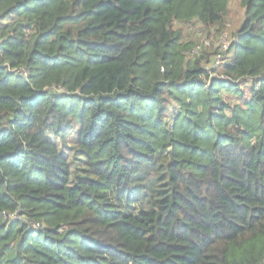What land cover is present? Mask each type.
Segmentation results:
<instances>
[{"label": "trees", "instance_id": "trees-1", "mask_svg": "<svg viewBox=\"0 0 264 264\" xmlns=\"http://www.w3.org/2000/svg\"><path fill=\"white\" fill-rule=\"evenodd\" d=\"M231 1L0 0V264H264V0L192 37Z\"/></svg>", "mask_w": 264, "mask_h": 264}, {"label": "rangeland", "instance_id": "rangeland-1", "mask_svg": "<svg viewBox=\"0 0 264 264\" xmlns=\"http://www.w3.org/2000/svg\"><path fill=\"white\" fill-rule=\"evenodd\" d=\"M241 18H242V7L240 5V2L239 0H232L229 5V13L227 15V26H226L227 29L223 31L224 35H222L223 34L222 33L217 37L215 35H211L209 38H205L200 31L195 29L194 32L192 33V37H198L200 42L206 41L205 43L208 44L205 46L206 48H208L210 45H215L217 47V45L221 44L220 49L224 50V48L227 47L228 42L232 40V32L238 25V22L241 20ZM69 141H71V139ZM71 146H72V141L71 143H68V145L65 148L68 156L71 155V151H72Z\"/></svg>", "mask_w": 264, "mask_h": 264}, {"label": "built area", "instance_id": "built-area-1", "mask_svg": "<svg viewBox=\"0 0 264 264\" xmlns=\"http://www.w3.org/2000/svg\"><path fill=\"white\" fill-rule=\"evenodd\" d=\"M11 216H13V215H11Z\"/></svg>", "mask_w": 264, "mask_h": 264}]
</instances>
